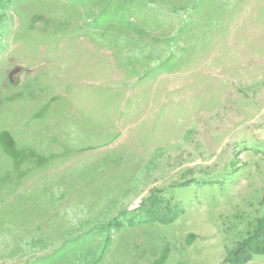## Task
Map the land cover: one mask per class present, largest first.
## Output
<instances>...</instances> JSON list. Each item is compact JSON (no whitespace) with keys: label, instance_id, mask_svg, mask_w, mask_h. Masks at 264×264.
Returning a JSON list of instances; mask_svg holds the SVG:
<instances>
[{"label":"rangeland","instance_id":"374dc122","mask_svg":"<svg viewBox=\"0 0 264 264\" xmlns=\"http://www.w3.org/2000/svg\"><path fill=\"white\" fill-rule=\"evenodd\" d=\"M263 197L264 0H0V264H264Z\"/></svg>","mask_w":264,"mask_h":264},{"label":"trees","instance_id":"16d2710c","mask_svg":"<svg viewBox=\"0 0 264 264\" xmlns=\"http://www.w3.org/2000/svg\"><path fill=\"white\" fill-rule=\"evenodd\" d=\"M258 206H259V209H261V213H260V216L256 218L254 222L253 226H255V229L247 233V237L243 241L245 247L232 251L231 255H233L236 258L234 260L246 261L253 255L259 254L260 251H262L261 248L257 247V245H254V243L251 246H249V248L247 247L249 244H251V242L256 236L258 237V235L264 233L263 232L264 231V197L261 198V201L258 203Z\"/></svg>","mask_w":264,"mask_h":264}]
</instances>
